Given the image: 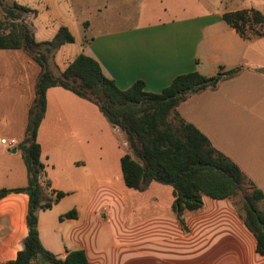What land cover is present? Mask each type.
I'll return each instance as SVG.
<instances>
[{
  "label": "crops",
  "instance_id": "1",
  "mask_svg": "<svg viewBox=\"0 0 264 264\" xmlns=\"http://www.w3.org/2000/svg\"><path fill=\"white\" fill-rule=\"evenodd\" d=\"M79 1L73 0L71 20L59 27L66 26L73 35L75 24L82 48L73 57L59 53L67 43L55 51L58 73L83 52L120 89L142 80L146 91L160 92L180 74L199 71L211 76L220 67L240 68L214 88L188 96L176 111L234 161L264 196V25L256 27L261 35L248 38L223 19L225 12L240 9L264 15V0H218L223 7L191 0L189 13L160 18L150 17L147 10L139 12L133 7L136 0H89V15L81 16L75 7ZM29 8L35 19L36 12ZM57 29L43 40L32 32L37 41H46ZM73 36L72 43L78 42ZM34 65L29 85L28 73L20 63L15 65L21 78L9 84L17 94L0 96L2 100L28 96L26 113L40 73ZM45 97L36 135L43 164L39 182L45 195L54 196L55 191L64 195L38 212L37 230L44 248L58 257L82 250L90 264H264L233 198L204 196L201 208L183 211L181 224L171 200L162 205L156 193L142 195L153 188L152 181L143 191L124 185L120 157L129 151L124 134L103 120L95 104L58 86L48 88ZM24 126L18 135L6 131L0 136L18 142ZM14 147L0 146V155L7 159L6 152ZM11 153L19 154L16 148ZM7 161L1 172L14 183L2 187L25 186V166L23 170L17 162L14 171ZM169 192L172 195V188ZM72 209L74 217L59 218ZM26 211V194L13 192L0 198V264H8L22 248Z\"/></svg>",
  "mask_w": 264,
  "mask_h": 264
},
{
  "label": "trees",
  "instance_id": "2",
  "mask_svg": "<svg viewBox=\"0 0 264 264\" xmlns=\"http://www.w3.org/2000/svg\"><path fill=\"white\" fill-rule=\"evenodd\" d=\"M29 11L28 6L12 1L11 6L3 8L0 19V49H20L40 67L24 132L14 147L25 166L26 185L0 188V198L13 192L27 195V233L22 248L8 264H90L82 250H71L64 257H58L44 248L38 235V212L51 208L64 195L62 191H55L54 196L45 195L39 182L43 164L36 135L46 109L45 92L53 86L92 102L112 126L123 132L129 149L120 157L124 185L139 191L145 190L151 181L169 185L173 196L171 208L181 224L183 211L201 208L204 196L224 199L241 193L235 204L245 227L255 238L256 252L264 256L263 192L234 161L176 111L188 96L214 88L221 79L240 68L223 71L220 67L211 76L199 71L180 74L160 92L146 91L142 80L120 89L105 76L99 63L83 52L55 74L48 65L49 54L74 42V36L66 26H60L50 40L37 41L23 21V14ZM223 19L243 37L262 34L256 27L264 25V15L255 9L225 12ZM75 215L72 209L59 218Z\"/></svg>",
  "mask_w": 264,
  "mask_h": 264
},
{
  "label": "rangeland",
  "instance_id": "3",
  "mask_svg": "<svg viewBox=\"0 0 264 264\" xmlns=\"http://www.w3.org/2000/svg\"><path fill=\"white\" fill-rule=\"evenodd\" d=\"M12 1L29 6L36 12L37 16L35 19H32V13H24L23 21L26 24L31 22L30 24L32 30L39 40L50 38L61 23L71 20V14L74 12L73 0H0V19L3 18V8L5 6H11ZM190 2L191 0H152V2L148 5H145L144 1L141 2L140 0H136L133 7L139 10V12L147 10L150 15H152L150 17L160 18L162 16H180L181 13H189ZM208 2H210L213 6L223 7V4H221L218 0H208ZM197 6H199V4H197ZM75 7L76 12L83 16L82 13L86 15V11L89 7H91V4L89 0H80ZM110 7L115 8L114 5H111ZM163 7L167 9L166 13L163 12ZM79 9H81V13L79 12ZM72 27L73 35L77 37L78 42L67 43L59 53H65V55L69 54L73 57L77 51L81 50L82 46L80 41L82 42L83 39L81 32L76 25L74 24ZM54 55L55 52L49 54L48 65H50L56 74H58V66L54 63ZM33 62L39 66L38 63L30 57V55L20 49H0V96L12 93H15L14 95L17 94L15 87L11 86L9 82L10 80L13 82L16 79L21 78L19 72L15 71L14 68V66L17 64L19 65V63L20 68L24 69V71L28 73L26 76L27 83L29 85V81L31 79L30 75H32V72L35 70L33 69V66H36ZM27 103L28 96L22 100H17L15 98L11 99V97H5L4 100L0 98V133L6 131L16 135H18L17 133H20L21 126L23 127L25 123ZM101 117L103 120H106L103 115H101ZM6 153L9 154L7 157L8 161L6 163L13 166L14 171L16 170L15 166L17 162L21 164L24 170V164L19 154L11 153V151ZM7 159L0 155V187L3 185H12L14 183L13 181L7 182L4 179V174L1 172L3 162ZM152 182L153 188L142 195L147 197V194L152 191V193H156L158 198L161 199L160 202H162V205L163 202L170 200L172 203L173 197L169 194V191L171 190L170 186L162 185L155 181ZM240 197L241 193L238 194V196L233 197L234 202H239Z\"/></svg>",
  "mask_w": 264,
  "mask_h": 264
},
{
  "label": "built area",
  "instance_id": "4",
  "mask_svg": "<svg viewBox=\"0 0 264 264\" xmlns=\"http://www.w3.org/2000/svg\"><path fill=\"white\" fill-rule=\"evenodd\" d=\"M16 140L14 139H7L5 137L0 136V146H7V147H12L16 145Z\"/></svg>",
  "mask_w": 264,
  "mask_h": 264
},
{
  "label": "water",
  "instance_id": "5",
  "mask_svg": "<svg viewBox=\"0 0 264 264\" xmlns=\"http://www.w3.org/2000/svg\"><path fill=\"white\" fill-rule=\"evenodd\" d=\"M12 152H15V148H12V150H11Z\"/></svg>",
  "mask_w": 264,
  "mask_h": 264
}]
</instances>
